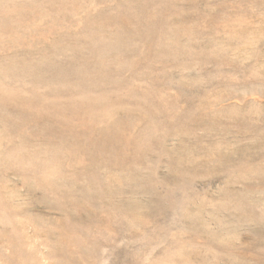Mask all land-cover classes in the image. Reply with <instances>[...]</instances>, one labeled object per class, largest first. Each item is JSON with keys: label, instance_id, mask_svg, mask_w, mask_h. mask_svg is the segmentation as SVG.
Masks as SVG:
<instances>
[{"label": "rangeland", "instance_id": "rangeland-1", "mask_svg": "<svg viewBox=\"0 0 264 264\" xmlns=\"http://www.w3.org/2000/svg\"><path fill=\"white\" fill-rule=\"evenodd\" d=\"M0 264H264V0H0Z\"/></svg>", "mask_w": 264, "mask_h": 264}]
</instances>
